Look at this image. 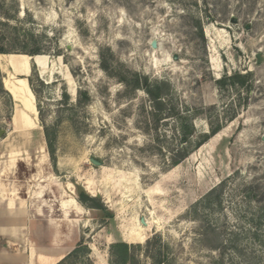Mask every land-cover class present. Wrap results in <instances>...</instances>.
<instances>
[{
  "label": "rangeland",
  "instance_id": "1",
  "mask_svg": "<svg viewBox=\"0 0 264 264\" xmlns=\"http://www.w3.org/2000/svg\"><path fill=\"white\" fill-rule=\"evenodd\" d=\"M35 47L47 56L27 77L35 129L17 132L4 79L10 54ZM0 48V222L8 199H26L41 230L49 216L76 221L94 264H111L112 243L144 221L145 241L129 242L139 264H264V237L250 232L264 208V0H0ZM236 72L244 84L219 82ZM135 73L173 83L172 111L124 81ZM185 117L196 130L186 142ZM181 147L191 153L173 166ZM71 182L105 210H59ZM208 225L222 231L220 251Z\"/></svg>",
  "mask_w": 264,
  "mask_h": 264
},
{
  "label": "trees",
  "instance_id": "2",
  "mask_svg": "<svg viewBox=\"0 0 264 264\" xmlns=\"http://www.w3.org/2000/svg\"><path fill=\"white\" fill-rule=\"evenodd\" d=\"M198 25H199L200 34L204 36V32L200 26V23H198ZM0 53H7V51L3 48H0ZM19 53H24L31 57L42 54L40 47H35L32 50L22 49L21 51H19ZM132 78L133 79H124V81L127 84L133 82L135 87L141 88L143 91H145V93H147V95L149 96L154 111L156 113H163L167 110L172 111V106H170V104L168 103L167 98L173 93L174 85L169 79L153 80L148 75H143L138 73H135L132 76ZM227 80L231 81V83L233 84L236 83L244 84L246 82V75L241 72H236L232 75H225L223 78L219 80V82L221 84H224L227 82ZM29 83L31 85L34 94L36 95L37 91L34 88L30 78H29ZM173 110H175V107L173 108ZM185 118L186 121L182 122V127H181L182 129L181 140L184 142L189 140L190 135H193V133L196 131L193 123L188 122L187 117ZM219 131H220V127H214L208 133L207 132L200 133L201 139L194 145V148L203 145ZM47 144L49 146V150L51 153V160L55 162V157L53 155L54 152L51 148V143L48 138H47ZM191 150L192 149H190L189 147H181L178 150H176L173 155V161H172L173 166L180 164L186 157H188L191 153ZM76 188H77L78 200L85 207L89 209L105 210V207L100 203V200L97 196L89 194L83 186L76 185ZM217 190H218L217 186L210 189L205 194V199L208 200L212 199L215 193H217ZM108 216L111 218L112 217L111 213ZM253 219L255 222L253 223L250 232L252 233L255 239L260 240L261 237L262 238L264 237V208H261L260 211H257ZM205 234L209 240L213 241L212 243L211 242L207 243V247L211 250L220 251L224 246V241L221 239L222 231H220V229L216 226L208 225ZM237 235L238 234L236 233L234 242L238 240ZM234 246L236 248L235 244ZM134 247L135 245H131L126 241H118L112 243V245L110 246V254L111 257L113 258L111 264H139L138 259L135 257V255L132 252V249ZM91 253H92V249L88 241L84 237H81L74 246V248L56 264H94Z\"/></svg>",
  "mask_w": 264,
  "mask_h": 264
},
{
  "label": "crops",
  "instance_id": "3",
  "mask_svg": "<svg viewBox=\"0 0 264 264\" xmlns=\"http://www.w3.org/2000/svg\"><path fill=\"white\" fill-rule=\"evenodd\" d=\"M27 82L30 87L29 81ZM16 105L15 102L13 113L16 111ZM12 128L15 131L13 121ZM70 184H72L73 189L71 186L67 187L68 197L63 198L58 206L61 211L69 212L74 206H76L75 208H79V206L85 208L78 200L75 184L72 182ZM39 194L40 191L33 192L28 199L34 200ZM23 200L25 203L12 199H8L6 202V216L3 219L4 222H0V238L5 239L6 243L5 250L2 251V259L7 264H56L74 248L80 239L76 221L63 218L62 226L59 227L57 219L49 216L46 224H44L46 229L41 230L40 225L42 223L32 221L30 213H28L32 208V205L28 207L30 201L28 200L26 204V199ZM39 209L44 210L41 205L34 207L35 216L38 218L43 214ZM42 240L45 242L49 240L50 245L39 242ZM16 241L21 245V250H19L21 253L18 256L15 255Z\"/></svg>",
  "mask_w": 264,
  "mask_h": 264
},
{
  "label": "bare ground",
  "instance_id": "4",
  "mask_svg": "<svg viewBox=\"0 0 264 264\" xmlns=\"http://www.w3.org/2000/svg\"><path fill=\"white\" fill-rule=\"evenodd\" d=\"M10 57V67L12 68L13 75L11 74L10 77L4 79V85L17 103L12 121L15 131L27 133L35 129L33 116L36 114L33 92L27 82V77L31 71V59L40 68H44L47 56L39 54L31 57L24 53H11ZM149 225L150 223L147 221H144L143 224L141 222V226L125 235L124 241H127L128 243L144 242L147 237L146 230Z\"/></svg>",
  "mask_w": 264,
  "mask_h": 264
},
{
  "label": "water",
  "instance_id": "5",
  "mask_svg": "<svg viewBox=\"0 0 264 264\" xmlns=\"http://www.w3.org/2000/svg\"><path fill=\"white\" fill-rule=\"evenodd\" d=\"M153 45H155V42H153ZM91 161L97 165H101V162L97 159L92 158Z\"/></svg>",
  "mask_w": 264,
  "mask_h": 264
}]
</instances>
